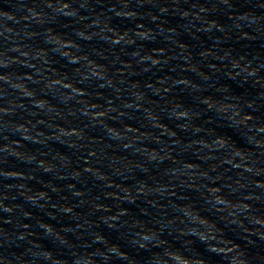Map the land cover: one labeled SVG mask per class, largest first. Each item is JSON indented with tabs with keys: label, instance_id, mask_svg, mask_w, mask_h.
<instances>
[{
	"label": "water",
	"instance_id": "95a60500",
	"mask_svg": "<svg viewBox=\"0 0 264 264\" xmlns=\"http://www.w3.org/2000/svg\"><path fill=\"white\" fill-rule=\"evenodd\" d=\"M79 2L85 4L86 10L78 16L66 13V18L56 24L62 36L75 39L73 33L79 31L82 37H88L91 33L87 29L96 28L100 21L115 24L121 32L132 30L126 19L113 17L103 7L115 0H92L101 6L90 8L85 0ZM175 2L145 0L143 6L132 5L142 12L138 15L149 17L144 24L149 33H160L155 41L138 46L145 52H169L168 67L159 72L136 67L130 58L131 49L110 48L98 40L82 42L81 47L88 53H99L97 63L111 76V86L92 92L85 103L95 107L120 101L131 104L133 96H137L157 112L167 111L173 117L176 113L171 110L179 105L188 110V120L180 126V132L169 122L160 125L161 131L157 132L147 119L133 117L137 123L126 127L139 135L128 142L126 153H120L91 128L85 129V139L74 145L75 150L64 144L59 138L62 133L53 126L64 123L59 115H48L41 123L35 112L28 113L23 105L12 103L27 94L23 90L13 94L14 83L3 85L8 96L0 97V106L16 113L3 120L27 123L29 132L0 120V264H5V256L11 264H88L90 249L82 241L89 239L109 245L113 255L129 259L131 264L153 262L146 261L142 254L125 252L123 248L128 243L142 252L154 253L164 245L182 251L179 245L183 242L192 246L196 257L203 254L201 241L214 240L209 250L216 256L226 255V246L243 248L251 240L257 245L253 255L264 248V141L256 135L257 129L264 128V31L250 34L253 39L241 38L232 26L231 14H223L222 0ZM39 4L40 0H0V59L21 55L14 47L23 45L39 59L35 65L38 71L51 64L48 71L69 77L63 61L45 63L47 49L36 39L43 24L34 18L39 10L43 11ZM165 5L169 9L161 13ZM5 51L9 56H3ZM230 59L232 64L227 65ZM239 60L248 61L250 74L228 70L238 67ZM3 71L11 73L13 81L21 79L16 68L4 69L0 64ZM36 90L39 92V87ZM69 98L61 97L63 101ZM24 103L40 109L31 101ZM46 113V108L40 110V115ZM154 117L150 111L149 118ZM225 121L243 129L246 143L242 145L239 136L226 138L218 134ZM67 122L74 123L71 118ZM164 130L168 136L179 138L166 140ZM209 136H217L218 144L228 145L221 156L205 155L201 150ZM134 142L145 147L137 152ZM230 148L234 151L227 153ZM40 160L55 166L40 165ZM45 167L51 171H45ZM9 172L22 175L11 176ZM225 189V197L215 196ZM38 193L45 198L40 199ZM29 195L36 196V200L33 197L29 201ZM181 219L200 227L178 229ZM122 225L146 226L147 233L129 240ZM184 236L191 239L183 241ZM152 241L155 244L150 247ZM73 245L81 250L75 259ZM175 264H186L185 257L177 255ZM191 264L219 261L198 258Z\"/></svg>",
	"mask_w": 264,
	"mask_h": 264
},
{
	"label": "clouds",
	"instance_id": "9594fccd",
	"mask_svg": "<svg viewBox=\"0 0 264 264\" xmlns=\"http://www.w3.org/2000/svg\"><path fill=\"white\" fill-rule=\"evenodd\" d=\"M145 0H115L114 3L104 4L103 7L107 8L111 12L113 17L120 20H127L132 25V30L129 32H121L117 29L115 24L105 23L100 21L96 28H89L87 31L91 33L88 37H82L79 31L73 33L75 39L71 37L62 36L56 31V24L62 18H66V13H73L74 16H78L81 10L85 9V4L80 3L79 0H40L39 6L43 8V11L39 10V13L34 14V18L38 21H43L41 31L36 39H39L43 46L47 49L45 53V63L47 61H63L66 65V71L71 75L65 77L63 74H54L47 70L52 67L51 64H47V68L42 71H38L35 67L39 63V59L32 54L31 50L26 46L14 47V51L21 53L15 57L9 56L7 51L3 56H9L8 59H0V64L4 69L16 68V75L21 79L13 81L11 73L7 71L0 72V97H7L8 91L3 87L5 84H15V88L12 89L13 94L16 91L23 90L26 96H23L20 101H12L13 104L23 105L25 111L28 113L35 112L40 118V122H44L48 115H59L64 123L59 125L53 124L54 127L59 129L64 144L77 150L74 145H78L82 142L85 129L91 128L104 139L108 140L110 144L114 145L120 153L127 152V144L133 141V138L138 136V132L132 131V129L126 127V124L137 123L136 118L147 119L148 124L154 131L160 132V125L166 122L172 123L176 132H180V126L185 124L188 120V110L182 106L177 105L171 111H174L176 115L173 117L170 112H157L154 108L148 105L147 100L140 99L137 96H133L131 104H126L124 101H120L114 105H108L102 103L101 107L90 106L84 101L89 98L90 94L98 90H107L110 87L111 76L102 64L97 63L99 59V53H88L81 47V43H94L97 40L101 44H107L110 48L114 49H131L130 58L135 61L136 67H142L145 72L151 71L153 68L157 72L161 69L168 67L166 59L169 55L168 51H157L153 49L151 52H145V50L138 46V43L145 41H155L159 36V31L149 33L148 28L144 27V24L148 21L147 15L141 16L142 12L138 8H133L134 3L143 6ZM87 7H100L99 3L93 4L92 0H85ZM176 4L178 3L175 2ZM29 5L28 8H30ZM223 14L225 16H232V26L243 39H253L254 36L250 34H256L264 31V0H222L220 4ZM242 8L243 10H239ZM169 9L166 5L160 9L161 13H165ZM8 11V10H6ZM145 14V13H144ZM159 16V15H158ZM155 21V17L151 18ZM117 29V30H114ZM9 31V29H8ZM164 31L171 35L168 29ZM221 31V29H217ZM97 32L99 35H97ZM167 38V37H164ZM227 65L232 64V60L225 62ZM239 66H232L228 70L237 73L250 74L247 69L249 68L248 61L239 60ZM129 72L132 69H128ZM36 83L33 84L32 82ZM75 84V87L72 85ZM107 86V87H105ZM39 87V92L36 90ZM68 96V100L63 101L61 97ZM31 101L33 104H38L40 109L29 107L24 101ZM53 100H57V103H53ZM139 106V110H137ZM47 109L45 115H40V110ZM66 110V111H65ZM152 111L155 113L154 118H149V113ZM214 111V109H213ZM0 116L5 124H16L18 130L22 129L23 132H29L27 123H17L16 121L3 120V117L15 115L16 113L12 108L7 106H0ZM23 115V113H21ZM68 118H71L74 123L67 122ZM250 119V118H247ZM28 123H31L29 121ZM74 125V126H67ZM83 125V128L80 127ZM247 127V124H245ZM166 140H176L179 137L168 136L167 130L162 133ZM218 134L226 138L232 136L241 137V144L246 143L244 132L242 128L231 127L228 121H225L224 127L218 129ZM256 135L259 141H264V128L256 130ZM75 137V139H73ZM19 143V141H17ZM135 150L139 152L145 145L134 142ZM160 147V145H155ZM7 147V146H6ZM228 145L218 144L217 136H209L207 138V144L200 146L205 155L220 154L224 152ZM233 148H230L227 153H232ZM66 154V153H65ZM18 155V153H17ZM92 157H90L91 160ZM235 159V157H233ZM35 159V157H31ZM40 165H53L48 160H40ZM7 171V170H5ZM45 171H51L49 167H45ZM11 176L20 177L22 174L19 172H9ZM19 174V175H17ZM43 189V188H41ZM44 190V189H43ZM45 191V190H44ZM77 194V193H76ZM227 190L215 193L216 197H225ZM33 197L36 200V196L29 195L28 200L31 201ZM40 199H44V196H40ZM99 203H103L100 201ZM224 206V205H220ZM218 207V206H216ZM7 211V210H6ZM211 213H205L210 215ZM121 223V222H118ZM127 231L129 240H135L142 238L147 233V227L141 225H122ZM43 228V226H41ZM183 227L185 229L199 228L200 225L189 224L186 219H181L177 223V228ZM191 239L189 236L182 237L183 241ZM214 240H209L207 243L201 241L203 247V254L196 257L192 254L190 244L180 243L179 247L182 251H178L177 248L164 245L152 251H143L137 249L132 243H128L124 246L125 252H131L136 254H142L146 261H152L153 264H175V257L177 255L185 257L186 264H191L196 259H202L206 261L218 260L219 264H264V248L258 250L256 255L253 252L257 250V245L250 242L244 243V247L239 246H226L229 247V252L223 256H216L214 252L209 250V245L214 243ZM83 245H87L86 248L90 249L87 252L86 260L88 264H118L120 261L129 259H118V256L113 255L110 250V246L97 242L95 239H89L82 241ZM242 243V242H241ZM155 244V241L150 242V247ZM73 252V259L81 254L80 248H71ZM44 251V250H43ZM47 260H52L50 257H46ZM53 261V260H52ZM5 264H11V259L5 256ZM54 264V262H53ZM131 264V261H130Z\"/></svg>",
	"mask_w": 264,
	"mask_h": 264
}]
</instances>
